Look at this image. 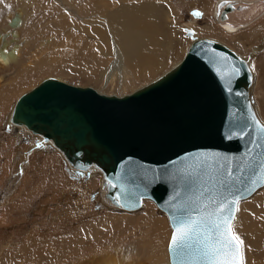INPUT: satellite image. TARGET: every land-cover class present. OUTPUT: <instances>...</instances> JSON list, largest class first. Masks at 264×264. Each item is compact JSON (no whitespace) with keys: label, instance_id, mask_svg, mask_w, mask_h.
<instances>
[{"label":"rangeland","instance_id":"1","mask_svg":"<svg viewBox=\"0 0 264 264\" xmlns=\"http://www.w3.org/2000/svg\"><path fill=\"white\" fill-rule=\"evenodd\" d=\"M220 1L224 0H0L6 12L9 7L25 10L21 36L14 44L19 62L0 83V264H89L93 257L117 252L141 264H169L171 229L152 202L145 201L133 213L107 209L98 198L99 174L77 178L81 176L73 175L57 150L41 141L39 147L31 146L29 137L34 135L19 128L13 131L6 117L21 95L47 78L92 87L105 95L129 94L184 57L192 42L188 28L197 38L218 41L247 60L253 76L250 95L264 124V0H227L254 2L258 11L250 25L232 31L215 16ZM127 5L152 8L159 48L147 49L152 56L159 49L160 56L151 73L127 75L122 85L113 76L107 84L104 76L113 69L115 58L110 18ZM233 17L231 21L238 22L237 15ZM24 76L27 81L20 85ZM17 132L26 136L19 138ZM263 195L264 187L240 202L233 224L243 241L245 264H264ZM155 219L162 220L167 237L160 251L163 260L152 250V243L158 242ZM250 221L251 227L255 223L259 227L251 228ZM148 248L150 253L144 250Z\"/></svg>","mask_w":264,"mask_h":264},{"label":"water","instance_id":"2","mask_svg":"<svg viewBox=\"0 0 264 264\" xmlns=\"http://www.w3.org/2000/svg\"><path fill=\"white\" fill-rule=\"evenodd\" d=\"M233 10L232 1H220L215 16L224 22ZM185 32L192 43L184 57L129 95L47 78L18 98L10 117L56 148L73 175L89 176L93 166L113 206L136 211L143 199L153 201L168 218L169 242L179 219L208 217L264 183V124L247 62ZM169 242L170 264H204L195 248L178 253Z\"/></svg>","mask_w":264,"mask_h":264},{"label":"bare ground","instance_id":"3","mask_svg":"<svg viewBox=\"0 0 264 264\" xmlns=\"http://www.w3.org/2000/svg\"><path fill=\"white\" fill-rule=\"evenodd\" d=\"M233 2H234L233 4H234L235 10L228 13L227 20L224 22H221L218 18L220 23L223 26H225L229 31L237 30L239 27H245V26L250 25L256 19L254 17L258 13L257 7H256L254 2H248V3L244 2V1H233ZM4 3H5V0H4ZM242 6H245L246 8L243 10H239V8ZM123 8L125 9V11L118 12L110 18L112 23L108 26L109 27L108 31L110 33L115 58H114V61L112 64L113 69L106 74L107 77L104 76L107 84L110 82V80L112 79L113 76L116 77L118 79V81L121 83L120 85H122L124 83V79L126 78L127 75L132 74V76L140 77V76H144V74L147 75L149 72L151 73V65L155 61L156 57L160 56L159 55L160 53L158 54V51H157L159 49H157L155 52H153V56L150 53L151 50L147 49V46L157 48L158 42H159V38H157L158 26L153 19L152 8L149 6L146 9V8H143V7L138 6V5H131V6L127 5V6H123ZM24 12H25V10L21 6L19 8H16L15 10H13V8L11 9L9 7L8 12H6V8L0 4V83H1V79H4V77L6 76V71L14 68V66L16 64H18V62H19L18 55H17L18 54L17 48H16V46H14V44L16 43L17 39L21 36V31H22L21 30V28H22L21 23H22V20L24 18V15H25ZM238 12L242 16L239 15ZM235 15H237L238 19L242 20V22H240L239 20L236 23L232 22L231 19L235 18V17H233ZM246 18H247V22L245 23ZM9 23H10V25H9ZM234 24H238V25H234ZM132 30H134V31L136 30V31L132 32ZM201 39H203V38H201ZM256 50H254V51H256ZM245 61L247 62V60H245ZM247 64H248V62H247ZM248 66L250 67L249 64H248ZM132 71L134 72V74ZM112 73H114V74H112ZM27 78H28L27 76H24V78H22V82H20V85L24 84L27 81ZM157 78H155V79H157ZM57 80H59V79H57ZM154 80H152V81H154ZM60 81H62V80H60ZM152 81H150V82H152ZM252 81H253V76H252ZM150 82H148L147 84H149ZM147 84L141 86L140 88L146 86ZM140 88H138V89H140ZM138 89H136V90H138ZM136 90H134V91H136ZM133 92H131V93H133ZM98 93L102 94L100 92H98ZM131 93H129V94H131ZM129 94H126V95H129ZM249 94H250V88H249ZM103 95H105V94H103ZM126 95H120V96H118V95H106V96L123 97ZM253 109L256 113L254 106H253ZM12 110H13V108H11V112L9 114L10 116L8 115V117H6L7 118L6 125H9L8 127L10 129H12L13 131H16V130L18 131L20 129L19 131L22 130V131L26 132L29 136H31L33 133L29 132L25 127L20 126V125H16V124H13L12 122H10ZM256 115H257V113H256ZM257 117H258V115H257ZM8 127H7V129H9ZM17 128H19V129H17ZM33 135H34V137L33 136L29 137V141L31 143V146L34 147V144L36 142H39V141H41V144L43 145L44 142H43L42 138L39 135H36V134H33ZM17 136L19 138H22L26 135L18 133ZM35 136H37L40 139L36 138ZM44 144L47 145V148L57 150L56 148L51 146V144L49 142L44 143ZM86 174H87V172L83 171L82 176L77 177V178H79V179L80 178H86L85 177ZM96 174H99L101 176V180H102V175L99 172H97L93 166H91L90 170H89V175L95 176ZM100 184H102V181ZM100 187H101V185H100ZM263 187H264V183L260 188H258L248 198L240 200L238 202L236 208H238V205L240 204V202H243V201L251 198L256 192L261 190ZM99 196H98L99 200L102 201L103 206H105L107 209L109 207H111V210L114 209V211H119V212H124V213H133V212L139 211L144 206L145 201H150L154 204V202L149 200V199H143L140 209H138L136 211H127V210H122L120 208H117V207L113 206L109 201H107L104 198V190H102V188H101V192L99 193ZM263 197H264V195H263ZM259 199H261V198L259 197ZM258 201L259 200H256V202H258ZM156 208H157V206H156ZM158 211L161 214H163L164 216H166L161 210L158 209ZM236 213H237V211H236ZM236 213H235V219L232 222V227H233V224L237 218ZM166 218H167V216H166ZM167 221H168V218H167ZM249 223H250L249 225L251 227L253 225V222L250 221ZM168 224H169V222H168ZM255 224H254V226H255ZM256 225L258 226L259 224H256ZM152 226H153L154 231L156 233L155 235L158 238V242L156 241L157 242L156 245H155V242L152 243V248H153L152 250L155 251V255H156L158 252L162 251V247L165 244L167 237L165 236V234L161 228L162 227V220H160V219L153 220ZM169 227H170V225H169ZM253 227H251V228H253ZM170 229H171V227H170ZM252 245H253V243H252ZM253 246H255V244ZM144 250H146L147 253H150L149 248L144 249ZM252 252H254V251H252ZM117 253L114 255H102V256H98L96 258L93 257L91 259V261L89 262V264H141L140 261L134 262V261L128 260L126 258V254H124L123 252L121 254L120 253L117 254ZM152 256H154V255L152 254ZM167 256H168V252H167ZM160 260H163V258L161 257V252H160ZM168 263H169V257H168Z\"/></svg>","mask_w":264,"mask_h":264},{"label":"snow or ice","instance_id":"4","mask_svg":"<svg viewBox=\"0 0 264 264\" xmlns=\"http://www.w3.org/2000/svg\"><path fill=\"white\" fill-rule=\"evenodd\" d=\"M238 201L239 197L222 201L213 213L200 220L190 216L179 219L169 242V250L184 253L195 248L204 264H245L243 241L232 227ZM212 203L216 201L213 199Z\"/></svg>","mask_w":264,"mask_h":264}]
</instances>
